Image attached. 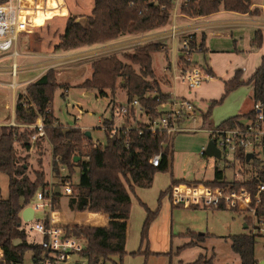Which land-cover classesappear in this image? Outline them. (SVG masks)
Returning <instances> with one entry per match:
<instances>
[{
    "label": "trees",
    "instance_id": "obj_1",
    "mask_svg": "<svg viewBox=\"0 0 264 264\" xmlns=\"http://www.w3.org/2000/svg\"><path fill=\"white\" fill-rule=\"evenodd\" d=\"M221 9L237 13L259 15L260 9H252V0H189L182 7V12L189 17L208 16ZM171 3L169 0H94V8L85 19L79 15L69 13L64 32L59 34V42L54 50L71 51L98 43H106L125 35H138L157 30L169 21ZM191 45H199L203 51L204 42L198 44L196 36L192 35ZM263 35L261 30L255 33L252 45L262 47ZM162 44L150 42L138 46L133 51L125 52V63L117 55H110L94 60L91 64V77L80 84V88L87 92L95 90L101 97L110 96L113 100L115 92L120 88L125 90L127 102L138 99L141 106L150 117L159 116L160 102L167 101L169 95L155 78L153 57L155 52L162 51ZM134 65L140 67L137 72ZM245 85L253 86V101L264 102V56L261 64L248 80L242 79V71L238 70L234 76L224 82V94L219 100L211 101L207 112L203 114L204 123L212 115V109L221 104L231 92ZM69 88L61 82L54 69H50L37 81L26 88L25 93L17 96L15 106V121L18 125L0 127V172L9 178V194L3 198L0 193V246L4 249L7 258L11 261L23 262V256L28 251L38 250V247L29 245L27 236L21 230V213L40 187H45V174L36 171V178L27 175L28 165L19 156L14 148L20 145L29 151L32 147L31 136L35 128L33 125L39 116L44 119L45 136L52 147L53 160L57 171L60 165L67 168L69 173L79 170V181L73 184V194L69 196V209L73 213H87L88 223L95 227L106 224L108 217L95 213L127 212L123 206L128 200L124 189L126 182L130 193L136 196L135 188H148L152 185L154 177L159 172H167L169 168L170 146L169 138L165 135L152 134L145 128L147 124L140 123L125 134L123 130L110 135L113 120L104 118V124L109 128L105 131L106 143L94 146L92 138H88L86 131L77 127L66 128L58 122L53 113V100L55 91L59 88ZM159 99V101L157 100ZM244 115L230 118L222 125H233ZM210 125V124H209ZM212 127V126H210ZM209 127V128H210ZM128 142V146H127ZM162 154L159 167H154L150 159ZM241 163H246V155L242 154ZM79 158V159H77ZM257 167L258 162L250 161ZM259 179H264L263 169H259ZM182 181L172 180L171 186L161 197L170 196L172 187ZM207 185L226 184L223 172L217 170L213 181L205 182ZM250 190H254L255 181L245 180ZM59 196H54L53 207L57 209L56 202ZM143 206H145L142 203ZM147 210V219L143 233L147 236L148 229L157 218L158 211ZM220 210H223L221 208ZM264 215V206L258 210ZM86 225L69 224L66 233L75 236L84 244V254L93 264H108L109 253L102 245L92 242V228L78 227ZM75 226V227H74ZM197 236V235H196ZM100 231L96 229L95 242L99 241ZM195 238V235L191 236ZM232 250L240 257L241 264H258L255 258L256 236L241 234L230 237ZM18 241V243H17ZM197 241H204V234L198 236ZM197 245L195 240L185 244L184 248ZM110 252L117 255L115 248ZM202 257L191 263L201 264Z\"/></svg>",
    "mask_w": 264,
    "mask_h": 264
},
{
    "label": "rangeland",
    "instance_id": "obj_2",
    "mask_svg": "<svg viewBox=\"0 0 264 264\" xmlns=\"http://www.w3.org/2000/svg\"><path fill=\"white\" fill-rule=\"evenodd\" d=\"M69 13L79 15L80 19H85L91 14L94 8V0H65ZM62 16L67 15V10H61ZM67 17L55 16L48 21L44 27L36 30L34 33L25 35L22 34L18 40L19 53H36V54H52L55 53L54 45L59 42V34H62L65 29ZM263 33V45L257 48L251 45V39L254 28L247 29L240 35L235 29L234 37H230L231 31H224L222 37H216L212 41L215 48L221 51H213L206 60L201 52H196L197 59L202 62V65L207 63L213 65L216 71V79L204 81L203 84L194 91L193 99L197 108V119L195 122L189 121L186 126L191 128L190 131L177 133L171 138L170 144V159L167 172H159L155 175L153 183L148 188L135 189L133 205L131 206V215L129 221V239L127 245L128 254L124 257L123 264H191L195 262L199 256L202 257L201 264H241L240 257L232 250L231 236L241 234H253L256 236L257 244L255 254L257 258L264 255V234L254 230V221L244 213L238 210H214L200 207H176L172 205L170 196L161 197L163 192H166L172 184V180L182 181L183 183L209 182L215 179L216 171H222L224 178L229 182L251 180L252 171L260 169L264 166V160L261 164L256 165H239L227 167L223 160H217L208 154L202 155V151L210 142L209 139V123L204 124L202 113H206L211 105V101L219 100L224 94V81L233 76L236 70H241L244 66L246 71L243 72L245 80L253 74L256 67L259 66L261 57L264 56V25L257 28ZM150 34V33H149ZM237 34L243 38H237ZM147 35V34H145ZM234 39L238 41V50L234 46ZM153 42L151 37L137 39L135 35H125V37L115 41L106 52L89 56L87 53L61 57L59 62L51 59L50 61L42 62L40 58L18 56L14 59L13 56L5 52H0V67H8L11 72L4 74V80L9 83L7 86L0 85V92L14 93L17 96L23 92L22 87L18 84L21 81V74H28L26 79L34 80L39 77L48 68H58V76L62 81L63 76H72L66 85L69 87V93L64 92L65 88H59L55 91L53 100V113L58 119V122L66 128L77 127L84 131H90L92 140L96 143L98 140L101 144L106 143V134L100 129L101 119L111 116V109L119 104L127 103L126 92L123 89H118L115 92L114 99L110 96L101 97L97 95L95 90L85 94V90L75 86L76 83L82 81L91 73V61L96 57H107L117 55L120 60L129 63L124 58V53L133 51L138 46ZM54 50V51H53ZM65 53V52H63ZM153 55V69L155 78L160 86L168 85V74H164L165 54L163 52H155ZM48 57H46L47 59ZM204 59V60H203ZM22 60V61H21ZM25 60V61H23ZM58 62V63H56ZM16 65V72H13V65ZM137 72L140 67L134 65ZM163 72V74H162ZM60 74L63 76L60 77ZM16 75L18 77L16 78ZM222 75V76H221ZM212 76V75H211ZM16 81H13V78ZM176 86L177 94H185L188 97L186 86L178 83ZM250 85L242 86L231 92L224 101L216 105L212 109V119L214 126L220 125L223 120L236 115L235 107L239 101L247 100L244 110L248 109L252 103V90ZM180 88V90H179ZM11 90V91H10ZM65 94V95H64ZM13 95V94H12ZM12 95L7 97L11 100ZM6 104H8L6 102ZM11 105V104H10ZM6 110H10L6 105ZM9 112V111H7ZM9 119V117H8ZM7 119V120H8ZM147 115L137 112L131 117H128L127 126H137L140 123L147 121ZM118 123V119L115 121ZM16 124V121H10V125ZM31 149L24 150L20 145L15 144L16 153L21 156L24 162L28 165L27 175L31 179L36 178V171H42L45 174V186H59L63 180H70L72 184L79 181V170L75 169V173H69L67 168L62 171L61 167L57 168L52 154V147L47 136L40 137L35 142L31 141ZM251 161V160H250ZM249 161V162H250ZM253 166V167H252ZM179 184V183H178ZM62 185V184H61ZM126 189L129 191L126 182ZM130 192V191H129ZM0 193L3 198L9 194V178L7 175L0 172ZM33 199V198H32ZM31 199V201H32ZM142 203L145 205L143 206ZM56 213L53 214L55 223L58 224H75L86 225L88 223L87 213H73L69 209V197L65 195L59 196L56 202ZM158 211V214L163 209H171L172 215L167 225V239L163 244L155 243L154 232L156 223L152 222L148 229V241H145L143 251L140 254H132L138 252L142 248V233L145 221L147 219V210ZM50 208L39 210L36 213L38 220L44 211L50 212ZM247 225V228H245ZM75 227V226H74ZM85 227V226H78ZM21 228L26 231L28 240H38L39 235L29 233L28 226L22 224ZM204 234V241H197L198 236ZM195 235V238L191 236ZM197 235V236H196ZM195 240L197 246L184 248L178 251L185 244ZM18 243V241H17ZM173 249V250H172ZM172 250V253L170 251ZM31 251L25 255L24 264H30L29 258ZM264 260V256L261 257ZM76 259V258H75ZM258 260V264H259ZM108 264H112L109 262Z\"/></svg>",
    "mask_w": 264,
    "mask_h": 264
},
{
    "label": "built area",
    "instance_id": "obj_3",
    "mask_svg": "<svg viewBox=\"0 0 264 264\" xmlns=\"http://www.w3.org/2000/svg\"><path fill=\"white\" fill-rule=\"evenodd\" d=\"M169 1L171 10L166 25L171 46L162 44L161 48L163 51H171L172 56L163 72L168 74L171 84H184L190 97L180 96L173 92L167 101L160 102L157 110L160 115L157 117L147 115L138 99L119 104L111 109V116L108 118L113 120V124L110 125L111 136L120 130L128 134L131 129L136 128V126L126 125L128 117L137 112H143L148 118L145 128L152 134L167 136L170 146V139H173L174 135L191 130L185 123L195 122L197 119V108L192 96L194 91L211 77L202 65L193 61L194 54L202 50L199 45L196 47L191 45L190 39L193 35L191 27L180 24V18L187 16L182 12V7L187 5L189 0ZM63 8L66 9L64 0H0V52L8 53L16 59L19 56L16 46L20 35L33 33L53 17L62 16ZM157 100L159 101V99ZM43 119L42 116H39L35 124L25 125L36 129V132L31 136L33 142L46 135ZM117 119L119 124L115 123ZM101 123L103 125L100 128L104 132L107 131L109 127L104 124L103 119ZM208 130L210 142L215 144L221 154L220 158L211 157L223 160L225 166L231 167L236 163L250 165L251 163L247 161L246 163L240 161V156L248 153L253 154L251 162L256 161L261 164V160H264L263 101H253L251 111L244 114L232 126L220 124L212 126ZM98 144L96 142L94 146ZM205 154L206 148L202 151V155ZM161 161V153L150 159V163L154 167H159ZM260 169L264 171V166L261 165ZM61 170L64 171L65 167H61ZM258 170L259 168L252 171V181H255L254 190L241 184L242 181H227L222 185H207L205 182L179 183L172 187L171 203L176 207L202 206L214 210L221 208L238 210L240 213L247 214L254 221V230L264 234V215L258 213V210L264 206V179H259ZM61 184L59 185L61 195L71 196L73 184L70 180L65 179ZM55 187V185L40 187L32 201L24 207V209L31 207L34 210L32 220L24 221L21 213L22 224L28 226V232L39 235L38 240H26L29 245L38 247V250L29 252L30 264H93L83 252L84 244L75 236H69L66 233L65 228L72 226L54 222L53 214L56 213V209L53 207ZM45 208H50V212L44 211L36 221L37 211ZM21 230L23 229L21 228ZM23 231L27 236L26 231ZM26 254L27 252L23 256L22 263L11 261L0 246V264H24Z\"/></svg>",
    "mask_w": 264,
    "mask_h": 264
},
{
    "label": "crops",
    "instance_id": "obj_4",
    "mask_svg": "<svg viewBox=\"0 0 264 264\" xmlns=\"http://www.w3.org/2000/svg\"><path fill=\"white\" fill-rule=\"evenodd\" d=\"M64 2L66 4L67 15L66 16H58V17H68V15H69L68 5H67L65 0H64ZM254 8L260 9L259 15H250L248 13H245V14L244 13H237V12L226 11V10L221 9L219 12L208 15V16L181 17L180 18V24H181V26L191 27L192 34L196 36V40H197L198 44L202 41V39H204L203 40L204 48H203V51H201L200 55H202V53H203V55H204L203 57L206 60L207 56H210L211 52L221 51V49L213 47L212 41L216 37H222L224 31H231L230 37H234V32H232V28L235 29L236 33L238 31V33L240 35H242V33L244 31H246L247 29L254 28V31L253 32L251 31L253 36H252V38H250L251 39L250 43L252 45L256 31L260 30L257 28L264 25V0H252V9H254ZM44 26H42V27H44ZM42 27H40L38 29H41ZM30 34H32V33H30ZM145 34H147V35H145ZM239 34H237V38H240V39L243 38L242 36L240 37ZM25 35H29V34H25ZM262 35H263V33H262ZM135 36L137 39H144L145 37H151L153 42H158L160 44H166L169 47L171 46L170 40L168 39V27H167V25L160 27L157 30H154V31H151L148 33L138 34ZM123 37H125V36H121L117 39H114V40L106 42V43H98V44H94L91 46L81 47V48L71 50V51H63V50L56 51L55 50V53L48 54V55L47 54H36V53H24V52L21 54L17 50L18 43L16 46V50L19 53V56H22V59L24 56L27 55L29 57L40 58V60L42 62L50 61L51 59L58 61L59 58H61V57L79 55V54H83V53H87V55H89V56H95L97 54H102L103 52H106L108 50V48L115 43V41H117ZM262 45H263V42H262ZM234 46H235L236 50H238L237 39H234ZM63 52H65V53H63ZM160 52H163L165 54V59H166L165 60V66H164V68H165L170 61V58L172 56V52L171 51H163V50ZM46 57H48V58L46 59ZM102 57H104V56H102ZM152 57H153V55H152ZM197 57H198V55L194 54L193 61L199 65H202V62L199 61L200 58L197 59ZM262 57H261V60H262ZM98 58L99 57H96V59H98ZM96 59H94V60H96ZM94 60L91 61V64ZM261 60H260V64H261ZM23 61H25V60H23ZM58 62H56V63H58ZM202 66L205 68L207 74L211 77L210 79H208L206 81H211V80L216 79L217 73H215L216 71L214 70L215 68L213 67V65H209V64L205 63ZM13 67H14V65H13ZM258 67H256V69ZM50 69L56 70V68H53V67L48 68V69H46L45 72H43L39 77H37L34 80L26 79L27 77H29L28 74H24V73L21 74L22 78H21V81L18 83L22 87L21 90H23V92H21V93H25L28 85L37 81L39 78H41ZM57 71H58V68H57L56 72ZM236 71H238V70H236ZM241 71H242V79L245 81V79L243 77V72L246 71V67L244 66L241 69ZM8 72H11L10 68L0 67V85L3 84L4 86H7L8 90H9V83L6 84L4 77H3V75L7 74ZM15 72L16 71L14 70V73ZM235 72H234V74H235ZM154 73H155V71H154ZM11 74H12V72H11ZM91 74H92V70H91L90 75L85 77L82 81L76 83L75 86L79 87L80 84H82L84 82V80L91 77ZM162 74H163V72H162ZM234 74H233V76H234ZM57 76H58V72H57ZM61 76H63V75L60 74V77ZM17 77H18V75H16V78ZM71 77L72 76H70V74H69V75L63 76L62 81L60 79L59 80L61 82H63L64 84H67L68 80L72 79ZM232 77L227 78L225 81L230 80ZM16 78L14 77L13 81L17 82ZM58 78H59V76H58ZM168 78H169V76H168ZM176 85L177 84H171L170 78H169V84L168 85H162L161 88H162V91L164 93L171 95L173 92L176 93V89L178 90L179 86H176ZM250 86H248V87L251 88V90H252L251 96H253V86L252 85H250ZM68 90H69V88L65 89L64 92L69 93ZM179 90H180V88H179ZM85 94L88 95L89 93L86 91ZM9 95H12V98L10 101L9 100L6 101L7 97H9ZM178 95L187 96L185 94H178ZM17 96H14V93H11V92H7V93H5V92L1 93L0 92V127L1 126H9L10 121H15V106H16ZM192 97H194V95ZM247 100H244V99L240 100L238 105H236V107H235V110L237 112L236 115L229 117L226 120L233 118L235 116L244 115V114H247L248 112H250L252 109L253 98H252V103H251L250 107H248V109H246L245 111H242V110H244V106L248 105ZM6 102L8 104H6ZM6 105H8L10 110H6ZM7 111H9V112H7ZM203 114L204 113H202V115H201L202 118H203ZM8 117H9V119H8ZM226 120H223L222 123ZM203 122H204V120H203ZM187 123L188 122H186L185 124H187ZM206 123H209L210 126H214L212 117H209L207 122H205L204 124H206ZM91 136H92V134H91ZM97 142L99 144H101V142L99 140ZM124 189L128 195V200L124 201L122 203H123V206L128 208L127 212L118 211V212H114V213H104V212L95 213V214L106 215L108 217V220H107L108 222L106 224L98 226V227H95L93 225H86L85 226V227H91L92 228V242L95 244L102 245L104 247V249L109 253V257H110L109 262H111L112 264H123L124 257L128 254L126 248H127L128 239H129V230H130L129 221H130L131 206L133 205L134 196L126 189L125 185H124ZM83 213H90V212H83ZM171 215H172L171 209H163L162 211H160L157 218L155 219L154 224L155 223L157 224L155 227V232H154L155 243L163 244L166 241V239H167V234H166L167 233V225H168V222L170 221ZM96 229H98L100 231V237H99L100 239L97 242H95V240H94V234H95ZM147 236L144 233H142V248L138 252H134L132 254H134V255L140 254L143 251V248H144L143 244L145 243V241H148ZM195 246H197V245H195ZM112 247L119 251L117 253V255H114L113 252H110V248H112ZM172 250L170 251V253H172ZM262 256H264V255H261L260 258H257L256 254H255V258L257 260H260L259 263L264 261L261 258Z\"/></svg>",
    "mask_w": 264,
    "mask_h": 264
},
{
    "label": "water",
    "instance_id": "obj_5",
    "mask_svg": "<svg viewBox=\"0 0 264 264\" xmlns=\"http://www.w3.org/2000/svg\"><path fill=\"white\" fill-rule=\"evenodd\" d=\"M86 135L88 138H92L91 136V132L90 131H86ZM206 154H208L209 156H215L217 158H220L221 154H220V150L215 146V144L213 142H209L207 147H206ZM253 157L252 153H248L246 155V161L249 162ZM79 159V158H77ZM55 196H61V192H60V186H56L55 187V192H54ZM34 216V210L31 207H26L23 211H22V218L24 221H30L33 219ZM245 228H247V226L245 225ZM259 264H264L263 262H260Z\"/></svg>",
    "mask_w": 264,
    "mask_h": 264
},
{
    "label": "bare ground",
    "instance_id": "obj_6",
    "mask_svg": "<svg viewBox=\"0 0 264 264\" xmlns=\"http://www.w3.org/2000/svg\"><path fill=\"white\" fill-rule=\"evenodd\" d=\"M13 69L16 71V67H15V65H14ZM14 70H13V71H14Z\"/></svg>",
    "mask_w": 264,
    "mask_h": 264
}]
</instances>
